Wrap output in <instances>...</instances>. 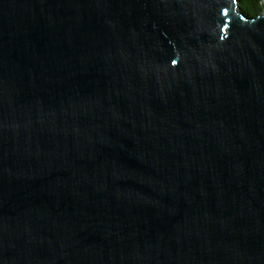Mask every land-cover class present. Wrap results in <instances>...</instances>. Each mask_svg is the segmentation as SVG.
<instances>
[{"label":"water","instance_id":"obj_1","mask_svg":"<svg viewBox=\"0 0 264 264\" xmlns=\"http://www.w3.org/2000/svg\"><path fill=\"white\" fill-rule=\"evenodd\" d=\"M0 264H264V1L0 0Z\"/></svg>","mask_w":264,"mask_h":264},{"label":"trees","instance_id":"obj_2","mask_svg":"<svg viewBox=\"0 0 264 264\" xmlns=\"http://www.w3.org/2000/svg\"><path fill=\"white\" fill-rule=\"evenodd\" d=\"M264 0H238L239 10L247 17H257L263 9Z\"/></svg>","mask_w":264,"mask_h":264}]
</instances>
